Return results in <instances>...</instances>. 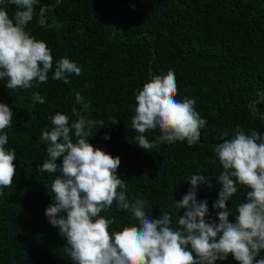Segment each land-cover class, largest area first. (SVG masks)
I'll list each match as a JSON object with an SVG mask.
<instances>
[{"label":"trees","instance_id":"obj_1","mask_svg":"<svg viewBox=\"0 0 264 264\" xmlns=\"http://www.w3.org/2000/svg\"><path fill=\"white\" fill-rule=\"evenodd\" d=\"M0 7L10 16L17 10L8 0ZM27 30L47 44L54 65L67 57L82 72L65 84L52 79L53 68L46 83L17 91L0 79V103L13 111L5 148L15 150L17 173L12 187L0 188V264H72L63 251L66 240L45 216L58 173L36 169L48 159L40 136L52 126L49 117L80 109L77 93L90 104L89 118L105 123L92 129L89 142L120 158L117 175L125 180L130 200L145 199V211L154 219L171 213L175 226L181 211L175 200L187 193L189 178L200 174L212 187L201 185L197 199L207 200L216 217L212 205L223 169L215 146L225 138L222 134L227 131L230 138L239 125L246 134L264 135V120L248 108L264 92V0H38ZM170 70L178 85L176 99H194L207 123L193 146L163 143L146 152L136 144L138 133L132 128L135 96L154 75ZM34 94L45 103H33ZM257 107L264 113V101ZM112 118L118 122L112 124ZM158 134L147 137L151 141ZM246 199L242 189L228 207L235 211ZM101 216L115 218L114 231L135 223L115 202ZM217 264L236 261L229 255Z\"/></svg>","mask_w":264,"mask_h":264},{"label":"clouds","instance_id":"obj_2","mask_svg":"<svg viewBox=\"0 0 264 264\" xmlns=\"http://www.w3.org/2000/svg\"><path fill=\"white\" fill-rule=\"evenodd\" d=\"M8 3L17 10L10 16L0 7V79H7V89L27 90L46 83L53 68L52 79L65 84L73 74L81 75V67L67 57L54 65L47 44L27 30L38 0ZM177 94L171 70L154 75L136 94L132 128L138 133L136 144L146 152L163 143L193 146L200 140L207 121L196 111L194 99L181 101ZM258 96L248 108L254 117L259 114L264 120L257 107L264 101V92ZM33 103L44 104L45 98L34 94ZM75 103L80 109L73 107L71 115L58 112L49 117L52 126L40 136V143L47 144L48 159L36 169L41 174L58 173L51 183L53 203L45 216L66 240L63 251L72 264H217L229 255L236 264H264V135L256 130L246 134L239 125L230 138L227 131L222 134L225 138L215 146L223 169L216 181L218 199L212 205L216 217H211L207 200L197 199L201 185H212L204 175L194 174L187 193L175 200L183 214L179 213L174 226L171 213L154 219L145 211V199H129L127 184L117 175L120 158L89 142L92 129L103 128L104 121L89 118L90 104L80 93ZM12 122V108L0 103V188L12 187L17 174L15 150L5 148L9 142L5 129ZM117 122L112 118V124ZM156 132L159 134L150 141L147 134ZM103 138L110 139L108 135ZM242 189L247 190L246 202H239L233 211L228 205ZM114 202L118 211L130 214L134 224L112 230L115 218L101 213Z\"/></svg>","mask_w":264,"mask_h":264}]
</instances>
